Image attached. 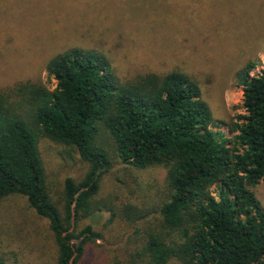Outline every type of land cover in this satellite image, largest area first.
Segmentation results:
<instances>
[{
    "label": "trees",
    "instance_id": "trees-1",
    "mask_svg": "<svg viewBox=\"0 0 264 264\" xmlns=\"http://www.w3.org/2000/svg\"><path fill=\"white\" fill-rule=\"evenodd\" d=\"M256 65L234 73L244 113L228 136L213 129L198 82L178 69L121 79L95 50L55 54L45 65L52 89L31 80L0 89V198L24 196L49 221L56 264H77L101 238L79 222L100 209L93 197L112 155L136 168L161 165L168 194L143 230L139 264H264V208L249 188L264 182V69L251 75ZM40 135L89 164L81 180L64 179L61 203L47 188Z\"/></svg>",
    "mask_w": 264,
    "mask_h": 264
},
{
    "label": "rangeland",
    "instance_id": "rangeland-1",
    "mask_svg": "<svg viewBox=\"0 0 264 264\" xmlns=\"http://www.w3.org/2000/svg\"><path fill=\"white\" fill-rule=\"evenodd\" d=\"M72 47L99 52L121 79L147 71L186 73L200 86L213 129L229 136L230 122L244 113L234 73L248 60L257 62L251 75L264 69V0H0V89L19 80L52 89L45 65ZM38 147L49 194L61 203L64 179L81 180L89 164L71 146L43 135ZM111 160L93 197L100 209L79 222L91 223L101 238L86 246L77 264H139L134 254L143 230L168 194L165 167ZM249 188L264 208V182ZM0 259L56 264L49 221L24 196L0 198Z\"/></svg>",
    "mask_w": 264,
    "mask_h": 264
}]
</instances>
